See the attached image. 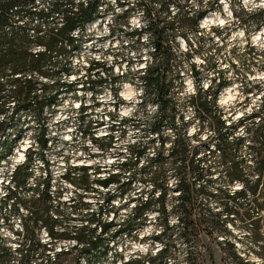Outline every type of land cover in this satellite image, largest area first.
<instances>
[{"label": "rangeland", "instance_id": "rangeland-1", "mask_svg": "<svg viewBox=\"0 0 264 264\" xmlns=\"http://www.w3.org/2000/svg\"><path fill=\"white\" fill-rule=\"evenodd\" d=\"M54 1L47 0L41 6L48 7ZM70 1L75 5L84 0ZM117 1L101 2L100 16L103 21L79 33L72 55L80 57L84 54L83 46L87 43L96 45L106 41L117 43L123 55L132 53L134 147L129 178L124 177L123 182H118L119 178L114 177L111 181L115 183L109 186L110 192L106 187L101 191L96 188L101 185L97 180L98 175L85 170L73 179L76 186L83 189L73 201L69 200L70 191L61 184L52 193L47 181L43 188L27 186L28 168L36 165L33 160L20 166L11 179L8 173L11 155H0V264H20L21 256L26 257L25 264H125L129 259L132 264V261L137 263L144 257L154 256L162 243L168 246L170 257L177 261H184L188 251L207 255L208 241L187 244L182 238V226L178 220L181 212L178 208L172 210L181 199L176 187V163L170 152L171 141L186 125L191 144L200 155H206V165L213 166L218 162V152L213 146L209 148L212 150L210 154L207 148L201 146V140L211 135V130L206 121L196 115L190 98L196 94V81L207 97L217 91L220 106L227 115L235 112L234 118L259 104L260 95H264V23L261 21L264 0H217L218 6L215 4L212 9H209V5L216 0H177V4L168 3L166 6L161 5L159 0H152L148 6L141 4L142 0H128L125 7L117 6ZM205 10L204 16L197 20V13ZM234 11L242 16L243 22L236 21ZM150 12L156 14V21L149 16ZM108 17H112V23L106 22ZM205 17L209 18L203 20ZM51 20L53 27L59 25L62 14L52 13ZM154 29L164 31L163 39L172 51L169 61H164L162 54L153 49L156 41L152 32ZM67 49L64 44L54 48V67L63 65V57L59 55H67ZM145 59L151 60L148 62L151 66L159 64V71L166 82L163 97L148 81L155 70L149 69L146 79V75L142 77L140 73L139 66ZM193 66L198 70L196 79L190 72ZM224 76L229 81L218 86L219 77ZM253 85H256L257 91L247 94L246 89ZM53 89L45 87L46 95ZM15 101L19 100L16 98ZM5 108L8 115L12 113V98L6 102ZM31 110L35 113V108ZM19 115L11 124L7 153L16 146L18 139L34 128L33 117L24 111ZM157 125L160 126L159 130L154 129ZM239 133L246 134L242 128ZM250 145L249 138H245L241 144V154L245 159L243 172L251 180L258 174L262 176L259 191L262 193L260 200H263L264 167L256 168L255 151ZM137 151L140 153L136 160L133 153ZM261 151L264 155V137ZM159 153L162 158L158 161L154 157ZM154 172L161 177L165 194L161 202L158 201V189L154 190L149 183ZM218 175V171H213L210 176L211 181L207 184L210 193L227 195L241 188L238 182L229 187L223 176ZM191 180L196 188L204 183L193 176ZM113 190H116L115 193ZM195 198L221 212L220 218L224 223L222 232L217 236L221 243L214 244L217 264H244L231 257L232 249L224 242L226 239L235 243V250L240 255L257 261L255 264H264V209L260 211L262 219L256 241L250 234L252 220L241 221L235 215H230L232 220H226L222 205L217 200L206 195ZM250 198L251 194L247 192L242 201L248 202ZM146 199L154 206L163 203L169 211L171 229L163 236L162 243L152 238V234L159 233L161 229L162 213L147 210L141 217L134 218L135 205ZM108 222L116 224L102 232L100 225ZM118 229L123 230L118 232ZM74 233L86 239H96V247L84 255L82 246L68 238Z\"/></svg>", "mask_w": 264, "mask_h": 264}, {"label": "trees", "instance_id": "trees-1", "mask_svg": "<svg viewBox=\"0 0 264 264\" xmlns=\"http://www.w3.org/2000/svg\"><path fill=\"white\" fill-rule=\"evenodd\" d=\"M45 1L47 0H0V155H5L8 151V142H1L2 135L5 133L6 128L20 116V112L35 100L34 115L39 117L44 104L52 100V97L39 99L34 94L36 81L25 77L34 71L46 76H53L52 71L44 67L52 64L54 48L58 44L62 46L65 42L76 45L77 39L71 36V32L75 29L82 31L88 21L98 16L103 0H84L75 5L70 0H55L48 7L41 6V3ZM146 1L142 0L141 4L148 6V3L152 0L145 3ZM159 2L164 6L168 3L177 4V0H159ZM217 2L216 0L211 3L209 9H212ZM116 4L119 7H125L128 6V0H119ZM54 12L62 14V21L59 25L53 27L54 23H52L51 16ZM205 12L206 10L199 11L196 16L197 20L201 19ZM149 14L156 21V14L153 12ZM234 15L236 21L243 22L244 19L237 11H234ZM262 18L261 21L264 23V16ZM152 32L156 38L154 51L161 53L164 61H169L172 51L170 45L165 43L163 39V29H154ZM37 46H42L45 50L36 51L35 47ZM149 69L155 70V74L152 77L145 74L146 76L143 77L145 79L148 77L149 83L154 85L160 97H163L166 82L161 71H159V64L154 63L152 66L148 64L146 72ZM190 72L196 79L198 70L195 66L191 67ZM228 81V77H219L218 86H223ZM253 86L246 89L247 94L250 92L254 94L257 91L256 85ZM44 87H47V85ZM205 93L203 87L196 81V94L190 98L196 115L201 120L206 121L211 130V135L201 140V146L204 149L207 148L209 154L212 152L209 148L213 146L215 151L218 152V162H215L213 166L206 165V155H200L198 149L191 144L186 125H184L182 132L171 141V145H173L170 152L176 163L174 168L177 176L176 187L179 189L181 199L179 205L173 207L172 210L175 211L178 208L181 212L178 220L182 226V238L187 244L208 241L206 245L207 255L188 251L184 261L171 258L168 254V246L162 243L163 236L171 229L168 223L169 211L163 203L154 206L146 199L144 202L135 205L134 218L141 217L147 210H157L158 214L162 213L164 218L161 229L159 233L152 234V238L163 245L154 256L144 257L142 260H138L137 263L132 261V264H217L214 244L219 245L221 243L217 240V236L222 232L224 221L222 222L223 219L220 218V211L213 210L204 204L202 200H197L195 196L206 195L217 200L218 204L222 205L226 220H232L230 215L237 216L241 221L252 220L253 228L250 229V234L254 240H258L257 231L262 219L260 211L264 209V199L260 200L262 193L259 191L262 176L258 174L254 180H251L244 174L245 159L241 154V144L245 138H249L251 141L250 147L255 151L256 168H263L264 155H262L261 145L264 137V95H260L257 106H254L250 111H243L239 117L234 118L235 112L227 115V112L220 106L217 91L210 97H207ZM10 98L13 100V111L8 115L5 105ZM16 98L19 101H15ZM163 106L164 104L161 105V108ZM240 128L244 129L245 135L239 133ZM154 129L159 130L160 126L157 125ZM2 144L5 145L4 149H1ZM139 153L140 151L134 153L136 160ZM154 158L159 161L162 155L159 153ZM213 171H218V176H223L224 182L229 187L238 182L241 183V188L234 191L233 194L227 195L221 194V192L210 193L207 184L211 181L210 176ZM191 176L204 183H200L199 187L196 188ZM149 180L153 189H158V201L161 202L165 195L161 187V177L154 172ZM101 182L107 184L110 181ZM247 192L251 194V198L248 202L242 201ZM114 224L116 223H103L100 225V230L105 232ZM121 230L123 229L117 231L120 232ZM68 238L73 239L77 245L82 246L84 255L97 245L96 239H86L77 233L69 235ZM224 242L232 249L231 257L244 264L257 263V261H251L245 257V255H240L235 250L234 242L228 239ZM257 254L262 257L261 253L257 252ZM25 258L21 256L19 263L25 264ZM125 264H131L130 259L125 261ZM224 264L230 263L224 262Z\"/></svg>", "mask_w": 264, "mask_h": 264}, {"label": "built area", "instance_id": "built-area-1", "mask_svg": "<svg viewBox=\"0 0 264 264\" xmlns=\"http://www.w3.org/2000/svg\"><path fill=\"white\" fill-rule=\"evenodd\" d=\"M112 20L108 17L106 22L112 23ZM102 21L99 14L88 21L84 29L100 25ZM107 30L110 32L109 26ZM82 31L75 29L71 36L77 37ZM63 44L68 48L67 55H59L63 57V65L54 67L52 63L44 67L55 71L53 76L34 71L25 77L36 81L34 94L39 99L52 97V100L44 104L39 117L31 110L36 107L35 100L22 110L34 118V128L18 139L16 146L5 155H11L8 170L11 179L20 166L33 160L36 165L28 168L27 186L39 189L47 181L52 193L61 184L70 191L69 200L74 201L83 189L78 188L73 179L85 170L98 175L100 182L110 181L108 185L101 182L96 187L101 191L106 187L110 192L114 177L119 178L118 182H123L124 177L129 178L132 165V53L123 55L117 43L106 41L85 44V53L78 57L72 55L76 45ZM44 50L38 46L36 51ZM148 62L151 60L145 59L139 66L142 77ZM45 85L54 88L48 95ZM11 132L9 125L2 135V143L8 142ZM4 148L2 144L1 149Z\"/></svg>", "mask_w": 264, "mask_h": 264}, {"label": "bare ground", "instance_id": "bare-ground-1", "mask_svg": "<svg viewBox=\"0 0 264 264\" xmlns=\"http://www.w3.org/2000/svg\"><path fill=\"white\" fill-rule=\"evenodd\" d=\"M207 18H209V17H205L203 20H206Z\"/></svg>", "mask_w": 264, "mask_h": 264}]
</instances>
